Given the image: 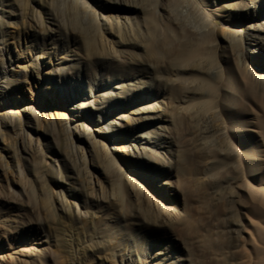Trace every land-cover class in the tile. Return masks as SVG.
I'll return each mask as SVG.
<instances>
[{
  "label": "rangeland",
  "instance_id": "374dc122",
  "mask_svg": "<svg viewBox=\"0 0 264 264\" xmlns=\"http://www.w3.org/2000/svg\"><path fill=\"white\" fill-rule=\"evenodd\" d=\"M262 22L264 0H0V264H255ZM186 36L208 57L178 70ZM79 92L101 113L75 120Z\"/></svg>",
  "mask_w": 264,
  "mask_h": 264
},
{
  "label": "bare ground",
  "instance_id": "6f19581e",
  "mask_svg": "<svg viewBox=\"0 0 264 264\" xmlns=\"http://www.w3.org/2000/svg\"><path fill=\"white\" fill-rule=\"evenodd\" d=\"M114 1L116 2V4L118 3V0H114ZM128 6L130 8H132V9H135V10H141L143 8V6L139 5L138 3L132 4V5H128ZM148 19H149V21H151V25H152L150 27V32H154L155 26L153 25L154 22H153V18L151 17V15H148ZM52 23L56 25V23L54 21H52ZM256 31L258 33L254 34L252 36V40L256 41L255 43H258L259 41L264 42V40H263V37H264V22H262V26H258L256 28ZM184 39H185V42L182 45H180V47L175 51V53H174V55L172 57V64L178 70H182V69H184L185 66H190V65L193 66V67H199L198 65L201 63V61H203L204 58L206 59L208 57V52L206 50V42H205L207 40L206 39H202V40H194V41H192L193 38L191 36H186ZM85 42H86V45H87L88 48L92 47L93 40L90 37V35H87L85 37ZM122 57L123 56H121L120 54H117V53H115V54L114 53H107L106 57L105 56H103V57H95V59H96V61L109 59L111 61V63H113V62L114 63L115 62L121 63V62L125 61V60L124 61L122 60L123 59ZM73 59H75V57ZM114 63L110 64V66L112 65V68H113L112 70L114 72H116V75H119V74L121 75L122 74V69L120 68L119 65L114 64ZM88 65H87V63H84L82 65L83 69H80V70H83V72L86 73L87 70H89L88 68L92 67V66L88 67ZM68 66H69L68 68H70V65H68ZM72 66H75V65H72ZM65 67H67V66H65ZM73 68L76 69V66L73 67ZM92 71L93 70H91L90 72H92ZM72 72H74V71H72ZM113 74H115V73H113ZM125 85H127V84H125ZM118 86L116 85V88ZM197 87L199 89L207 90L208 92H213V90H214V88L208 82H206L204 79L199 81V84H198ZM124 91H122V92H124ZM78 94H79L78 98H80L81 101L78 102L76 110H73V116L75 117V120L83 118L84 114H85V110H87V109L90 110V111H91V109H94V110H97V111H99L101 113V110H100L101 107L93 106V104L95 102H98V100H99V99H97V97H98L97 95H92V96L89 95L91 97L89 99L88 97H85L84 96L85 94L82 93V92H79ZM76 97H77V95L75 96V98ZM157 116H158V114H157ZM114 118L117 119V120H115V121L114 120H110L109 122L111 124H113V123L118 124L121 127L122 126V124H121L122 123L121 122L122 116L115 115ZM86 120H88V119H86ZM92 122L94 124H98L99 123V121H95L94 119H92ZM256 122H257V127L256 128L258 129V131L260 133V141H258L256 145H253L248 150H246L247 154H248L247 157L249 159H250V156L252 154L253 155H257L258 157H260V160L258 162H256L255 165H254L255 169H256V165H260L261 163L264 164V116L258 118V120ZM160 125L156 126L155 128H157V127H158V129H159V127L162 128V126H160ZM112 130L113 129H110V131H112ZM99 132L101 133V131L98 130V133ZM148 134H149V132H148ZM137 136L140 137V138H137ZM147 137L149 138L148 135H144V134L140 133V134H137L136 136L132 137V139L130 141H131V145L136 150V153H137L138 157L146 158L147 160H150V158H148L146 156V151L148 150L146 146L148 144H151V143H149V140H148ZM162 148L164 149V153H165V151L166 152H170L169 146L168 147H162ZM150 150H149V153H150ZM147 155H150V154H147ZM214 156L215 155L213 154V157ZM218 163H219V160L216 159L215 162L213 163V166H218ZM256 180H258V181L262 180L263 181L264 180V175L262 174V176H257ZM164 184H165L166 187H169L172 191L176 189V186H174L171 183L170 180L164 181ZM245 188H246V190L248 191V193L250 195V201H252V203H254L255 206H256L255 209L253 211H251L252 212L251 214L257 220L256 221L257 223L254 224L253 234L255 235L256 241L258 243H260L261 246L255 247L256 246L255 245L254 249L252 247L253 253L255 254V257H256V258L254 257L256 259L255 260V264H264V192L262 191V188H261V190L257 189L254 186H252L250 183Z\"/></svg>",
  "mask_w": 264,
  "mask_h": 264
}]
</instances>
